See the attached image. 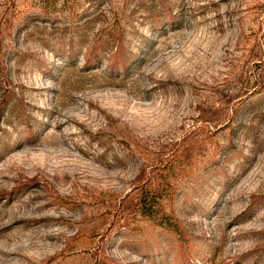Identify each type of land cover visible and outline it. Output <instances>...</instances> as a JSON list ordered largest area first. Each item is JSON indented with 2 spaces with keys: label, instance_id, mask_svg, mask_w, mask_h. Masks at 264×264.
Returning <instances> with one entry per match:
<instances>
[{
  "label": "rangeland",
  "instance_id": "obj_1",
  "mask_svg": "<svg viewBox=\"0 0 264 264\" xmlns=\"http://www.w3.org/2000/svg\"><path fill=\"white\" fill-rule=\"evenodd\" d=\"M263 86L264 0H0V264H264V111L231 114Z\"/></svg>",
  "mask_w": 264,
  "mask_h": 264
},
{
  "label": "trees",
  "instance_id": "obj_2",
  "mask_svg": "<svg viewBox=\"0 0 264 264\" xmlns=\"http://www.w3.org/2000/svg\"><path fill=\"white\" fill-rule=\"evenodd\" d=\"M161 9V8H160ZM150 18H151V28L155 30H163V27L167 24L171 25V28L178 29L180 24V19L178 16H174L172 12L169 9L163 8L161 10L157 9L156 11H150ZM96 20H93V22ZM121 35V34H117ZM114 39L120 41L121 37L118 38L114 37ZM73 40H71L69 44V49L72 50L73 47ZM81 44L87 43V47L85 48L88 52L85 57V65L84 69L90 70L92 68H98L103 63V60L105 57H108L109 59H113V63L108 67V71L113 74L114 72H117V75H121V73H125L129 68V64L133 61L132 59V53L124 54L120 52H113L112 54H108V56L99 49L100 42L98 38L94 37L90 39V36L87 37L86 34H81L80 36ZM74 56V53H73ZM263 88V89H261ZM256 95V98L254 100H250L253 96ZM250 97L239 101L236 103V106L231 107L232 116L238 117L239 115L249 114L250 117L248 118H256L258 116H261L264 111V86L259 87V89H255L254 91H251L249 94ZM231 116H229L226 119L225 123L232 124L234 122V119H230ZM216 127V126H215ZM233 149H226L224 150V159L220 162V168H222L225 159L230 155V153H233ZM186 167H182L183 170H186ZM217 170V169H216ZM166 176L155 179L153 176L147 177V179L138 181L136 184H134V187L130 189V191L134 190L135 192V201L132 203V205L135 206L136 211L145 218H155L162 207V202L166 201L170 195L169 193L165 194V190H168L167 188L170 186V182L166 180ZM165 186V188H164ZM165 189V190H164ZM164 216H161L159 218V224H165L167 227L174 226L170 223L169 219L163 218ZM175 227V226H174Z\"/></svg>",
  "mask_w": 264,
  "mask_h": 264
}]
</instances>
